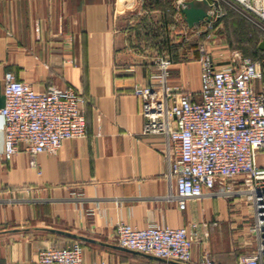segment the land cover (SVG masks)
<instances>
[{
  "label": "crops",
  "instance_id": "obj_1",
  "mask_svg": "<svg viewBox=\"0 0 264 264\" xmlns=\"http://www.w3.org/2000/svg\"><path fill=\"white\" fill-rule=\"evenodd\" d=\"M156 2L0 0V109L7 71L35 91L70 87L87 99L86 137L63 142L55 155H37V167L22 146L10 161L2 159L0 114V264H40L39 250L73 244L85 264L160 263L117 245L121 222L137 228L212 222L207 243L192 247L191 264L204 251L222 264L243 252L239 204L215 195L180 210L169 199L175 184L167 176L165 141L142 133L132 88L150 84L155 58L166 54L151 47L148 29L163 26L170 37L188 29L176 13L163 22ZM168 80L197 93L199 62L175 63Z\"/></svg>",
  "mask_w": 264,
  "mask_h": 264
},
{
  "label": "built area",
  "instance_id": "obj_2",
  "mask_svg": "<svg viewBox=\"0 0 264 264\" xmlns=\"http://www.w3.org/2000/svg\"><path fill=\"white\" fill-rule=\"evenodd\" d=\"M189 0H175L177 17ZM209 21L184 29L181 39L214 31L226 3L264 32V0H207ZM170 32L176 26L169 27ZM200 87L197 93L171 84L168 70L175 60L170 54L155 58L156 72L148 85H134L140 101L142 133L160 135L165 141L168 178L175 184L174 200L184 210L189 200L221 196L230 205L243 201L248 230L254 246L228 264H264V66L243 57L235 62L217 60L205 43L197 45ZM3 87V146L1 157L10 161L22 146L29 165L36 156L57 154L63 142L86 137V97L70 87L49 86L35 91L5 72ZM212 222H191L181 227L150 224L137 228L121 222L116 242L121 248L152 256L161 262L191 264L192 247L205 245ZM40 264H85L81 247H50L36 253ZM195 264H222L208 252Z\"/></svg>",
  "mask_w": 264,
  "mask_h": 264
},
{
  "label": "rangeland",
  "instance_id": "obj_3",
  "mask_svg": "<svg viewBox=\"0 0 264 264\" xmlns=\"http://www.w3.org/2000/svg\"><path fill=\"white\" fill-rule=\"evenodd\" d=\"M222 9L223 16L218 20L214 31L211 33H202L200 36L191 37L189 36L190 32L187 31L188 39H181L180 35L182 33L170 37L175 43L176 40L180 43L182 41L185 42L183 49H181L180 52H178L177 57L174 58L175 62L185 63L188 61H197L198 54L195 51V47L202 43H205L208 52L217 60L235 62L248 55L249 51L245 43L246 32L255 31L262 35H264V32H262V30L253 24L247 17L226 3H222ZM191 51L194 53V56H192L193 54H191ZM195 55L197 57H195ZM236 204H239L237 212L240 215L244 227H246L244 233L246 245L242 249V253H246L254 246L253 237L248 230L249 220L244 202L237 201Z\"/></svg>",
  "mask_w": 264,
  "mask_h": 264
},
{
  "label": "trees",
  "instance_id": "obj_4",
  "mask_svg": "<svg viewBox=\"0 0 264 264\" xmlns=\"http://www.w3.org/2000/svg\"><path fill=\"white\" fill-rule=\"evenodd\" d=\"M158 5H163L162 13H163V22L170 23L172 22L174 16H175V9L174 7L167 3L162 4L161 0H157L156 2ZM181 23L186 25L185 21L183 19L180 20ZM163 27V26H162ZM159 25H152L148 29V33H150L149 36V42L151 43V47L155 48L158 52H166L167 54H170L173 58H176L178 55V52L183 49V45L185 42H177L175 43L170 38V33H168L167 29H163ZM262 38H264V35L258 34L255 31H247L245 34V43L248 47V55L246 57H249L253 60H258L261 62L262 66H264V52L259 50V43L261 42ZM193 41V40H192ZM195 57H197L195 55Z\"/></svg>",
  "mask_w": 264,
  "mask_h": 264
},
{
  "label": "water",
  "instance_id": "obj_5",
  "mask_svg": "<svg viewBox=\"0 0 264 264\" xmlns=\"http://www.w3.org/2000/svg\"><path fill=\"white\" fill-rule=\"evenodd\" d=\"M209 8H210V4L208 3L207 0H189L185 2V6L181 9V13L183 16V20L187 24V27L192 28L194 25L198 24L201 21H204V20L209 21V15L207 14V11ZM258 47H259V50L264 52V38H262ZM132 252H135V251H132ZM136 253H139V252H136ZM169 263L170 264H182V263L173 262V261H170Z\"/></svg>",
  "mask_w": 264,
  "mask_h": 264
}]
</instances>
